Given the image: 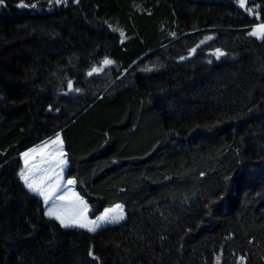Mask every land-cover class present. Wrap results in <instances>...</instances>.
<instances>
[{
  "label": "trees",
  "instance_id": "16d2710c",
  "mask_svg": "<svg viewBox=\"0 0 264 264\" xmlns=\"http://www.w3.org/2000/svg\"><path fill=\"white\" fill-rule=\"evenodd\" d=\"M257 24L264 0H4L0 264H264ZM57 133L65 178L93 215L121 204L122 224L43 215L19 157Z\"/></svg>",
  "mask_w": 264,
  "mask_h": 264
},
{
  "label": "snow or ice",
  "instance_id": "6c2138e0",
  "mask_svg": "<svg viewBox=\"0 0 264 264\" xmlns=\"http://www.w3.org/2000/svg\"><path fill=\"white\" fill-rule=\"evenodd\" d=\"M50 5H62L67 4L68 0H48ZM73 3H77L78 0H72ZM237 3L241 8H245L246 6V0H237ZM4 4V0H0V5ZM19 7H36L35 4L33 5H25L21 3L18 5ZM250 14L252 13V9H246ZM259 18V17H257ZM250 36L256 37L258 39L264 40V24H257L254 26L253 30L249 33ZM121 36H123V33L121 32ZM205 39H211V37H206ZM203 43V42H202ZM190 52H195V49H190ZM214 55L219 58L220 56L224 55V53L220 49H216L214 52ZM181 59H184V57H181ZM113 61H111L108 58H105L102 61V65H111ZM101 68L93 67L89 72L88 75L91 76L93 73H98L101 71ZM72 81H68V88L69 90L72 89ZM76 91H79V89H76ZM54 144L62 145V141L60 140V134H56V140L52 141ZM36 149H29L28 152L22 153L21 155L25 158L24 162L25 165L28 164V156L30 153L35 152ZM58 155L60 157L64 156V153L61 149H58ZM53 159H55V156H53ZM66 161L63 159L59 160V164L63 165ZM56 178V183H52L48 176L45 175L44 177L37 180L31 173V171L21 170L19 173L20 179L23 181L25 187L27 188L28 192L38 195L43 199L44 204H49L50 201H52L53 194L56 192V190L60 187L58 181H59V173H52ZM75 183L73 180H68V184L71 185ZM58 199L60 201H67L65 204H56L52 203L51 207L47 208L46 211H44L43 215L57 221L61 228L69 229V228H79V229H86L88 232H95L97 228L100 226L101 223L107 222V223H115L118 222L119 219H122L123 217H109L108 212L110 210L106 209L105 213L97 217L95 221H90L85 213L87 212V204L77 195L76 193H70L68 195H62L59 196ZM117 208L120 206L117 205ZM89 256H91L93 259H96V257L93 255V252L89 251Z\"/></svg>",
  "mask_w": 264,
  "mask_h": 264
},
{
  "label": "rangeland",
  "instance_id": "374dc122",
  "mask_svg": "<svg viewBox=\"0 0 264 264\" xmlns=\"http://www.w3.org/2000/svg\"><path fill=\"white\" fill-rule=\"evenodd\" d=\"M253 38L258 39L256 37H253ZM258 40H260V39H258ZM100 72L101 71H99L98 73H100ZM55 140H56V136L53 137L52 139L42 143V144H39L38 146L33 147L36 149V151L29 154L27 165H25V162H24L25 158L22 155H20V157H19V159L21 160V163H22V170H26V171L30 170L32 175L37 180H39L40 178L47 175L49 180L52 183H56L57 182L56 178L52 173L53 172L59 173L60 178H59L58 183H59L60 187L53 194L52 201H50L49 204H47V205L44 204L43 199L41 197H39L38 195L34 194L36 197H38L40 199V202H41L42 208H43V212L46 211L47 208L51 207V204L53 202L58 204V205L67 203V201H60L58 199L59 196L68 195L70 193H76L87 204V212L85 213V215L87 216V218L90 221H95L97 219V217L102 216L105 213L106 209L110 210L108 212L109 217H121V216L123 217L122 219H119V221L115 222V223H107V222L101 223L95 232L99 231L102 228L113 227V226H118V225L122 224L125 221V212H124L123 206L121 204H115V205H112L110 207L104 208L100 212H98L97 214H94V215L91 213L90 208H89V204L86 201V199L79 192H77V190L74 187V184L69 185L68 184L69 179L65 178V174H66L65 167L66 166H65V164H63V165L59 164V160L60 159L64 160V156L60 157L58 155V151H57L58 149L62 148V145L52 143V141H55ZM62 151H63V148H62ZM26 152H28V151H26ZM53 156H55V159H53ZM19 180L24 185L23 181L20 179V176H19ZM24 187H25V185H24ZM25 189L27 190L26 187H25ZM117 205H119L120 207L117 208L116 207ZM46 218H48V217H46ZM48 219H50V218H48ZM50 220H53V219H50ZM53 221H55V220H53ZM55 222L59 225V223L57 221H55ZM69 229H71V228H69ZM74 229H79V228H74ZM79 230H83L85 232H88L86 229H79ZM95 232H88V233H95Z\"/></svg>",
  "mask_w": 264,
  "mask_h": 264
},
{
  "label": "water",
  "instance_id": "95a60500",
  "mask_svg": "<svg viewBox=\"0 0 264 264\" xmlns=\"http://www.w3.org/2000/svg\"><path fill=\"white\" fill-rule=\"evenodd\" d=\"M107 89H109V88H107ZM107 89H106V90H107Z\"/></svg>",
  "mask_w": 264,
  "mask_h": 264
}]
</instances>
